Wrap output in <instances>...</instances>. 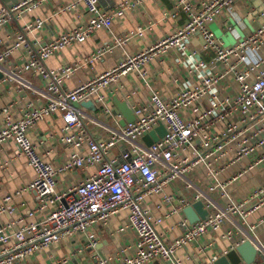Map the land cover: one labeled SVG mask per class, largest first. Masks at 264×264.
I'll return each mask as SVG.
<instances>
[{
	"label": "built area",
	"instance_id": "built-area-1",
	"mask_svg": "<svg viewBox=\"0 0 264 264\" xmlns=\"http://www.w3.org/2000/svg\"><path fill=\"white\" fill-rule=\"evenodd\" d=\"M43 1L48 0H21L1 8L0 27ZM148 1L152 0H124L111 12H105L98 0H75L68 10L82 8L87 16L84 24L46 43L28 41V35L40 27L39 22L22 27L9 38L11 43L0 38V82H15L32 89L21 74L34 72L46 84L43 106L28 104L19 118L10 113L9 107L0 110V149L15 146L12 157L0 163V170L22 158L32 173L21 188L0 198L1 218L14 215L16 197L30 194L32 198V204L16 217L0 219V264H29L41 254H46L49 264H70L72 259L79 264H183L176 256L179 249L218 232L221 239L231 243L223 256L248 240L264 251V246L252 241L250 235L256 226L248 223V218L264 207V182L241 200L235 201L228 194L230 186L264 164V21L231 45H225L209 29L240 0H171V17L179 13L186 16L181 27L72 90H64L61 77L45 66L51 55L73 43H83L99 30L110 31L115 18ZM143 32L138 28L135 34L140 37ZM195 34H199L203 52L212 53L213 61H199L196 53L189 51ZM126 39L127 36L116 38L98 47L86 63L101 61L114 44ZM171 49L179 53V60L195 76L196 83L182 84L169 100L150 88L147 100L130 108L134 120L119 127L123 116L107 108L102 92L131 73L149 87L144 66ZM16 52L22 53L24 64L6 68L4 64ZM71 69L67 67L64 73ZM228 79L235 87L232 90V86H225L226 91H222L220 86ZM130 97L127 94L125 100ZM90 101L117 126L100 123L80 106ZM54 113H59L62 120L58 139L63 154L58 162L46 158L50 150L40 154L28 136L30 130ZM92 125L99 126L106 136H94ZM158 125L164 127L165 135L146 146L143 137ZM245 160L248 163L235 174L220 178ZM88 168H94V173L74 177L79 170ZM176 183L182 185L185 194L192 195L190 199L166 193V188ZM216 193L224 205L210 199ZM156 196L160 197L156 209L167 208L157 218L146 207V202ZM199 201L207 211L205 218L190 223L182 216L176 224L182 233L167 240L159 230L165 220L184 214V209ZM120 213L125 217L116 232H131L133 240L122 244L119 256L105 255L99 249V235ZM56 247L65 254L50 253ZM87 253L86 262L83 258ZM217 259L212 257L210 264Z\"/></svg>",
	"mask_w": 264,
	"mask_h": 264
},
{
	"label": "crops",
	"instance_id": "crops-1",
	"mask_svg": "<svg viewBox=\"0 0 264 264\" xmlns=\"http://www.w3.org/2000/svg\"><path fill=\"white\" fill-rule=\"evenodd\" d=\"M21 0H0V9L3 7H11L19 3ZM100 9L105 12H111L118 3L124 0H98ZM75 0H48L22 15L19 19H12L5 26L0 27V38L6 43H11V38L22 27L36 22L40 23V27L28 35L30 43H46L56 38L61 33L72 30L80 24H84L87 19L86 13L82 8L68 10V6ZM171 0H152L145 2L138 7L128 10L121 18L113 20V26L110 31L99 30L83 43H73L66 49L51 55L46 61L47 69L53 71L61 77L62 87L64 90H72L75 86L94 78L95 76L108 71L127 56L143 52L154 46L160 40L166 38L176 29L181 27L186 16L183 13L171 17ZM264 21V0L238 1L230 11H224L218 20L209 26L214 36L220 39L225 45H231L235 40L243 39L258 28L259 24ZM138 28L144 29L142 36L135 34ZM127 36L121 44H114L110 53L103 56L101 61H95L91 64L85 60L98 47L107 43H113L114 39ZM199 34H195L189 45V51L196 53L195 57L199 61L209 63L213 61L212 53L203 52L201 47ZM179 53L174 50H168L166 53H160L153 57L144 66L147 74L149 87H145L135 73L129 74L127 77L121 78L118 84H112L104 92L106 98V106L113 113H120L118 110L119 103L128 107V110L135 104H141L147 100L150 94V88L159 92L165 100L171 99L178 92L181 85L187 82L196 83L195 76L189 73L187 67L179 60ZM24 60L21 52L14 53L11 58L4 64L8 69L15 66L21 67ZM67 67H71V72L64 73ZM22 80L31 84L32 89L22 87L15 82H0V110L9 107L10 113L19 118L21 112L28 104L34 106H43L46 103L45 94L46 84L41 76L34 72H26L21 74ZM121 85V88L119 86ZM225 86H232L234 83L231 79L226 80L220 86L222 91ZM131 94L129 100H125V96ZM96 107V106H95ZM85 109V108H84ZM96 111L87 110V113L96 118L104 125L117 126L114 120L105 116L100 109ZM2 117L0 114V124ZM124 121V118H123ZM121 122V121H120ZM120 122L118 123L119 127ZM62 126V120L59 113L51 114L43 121L38 123L33 130L28 133L31 141L36 145L40 154H45L50 150V156L46 157L52 162H58L63 154L62 146L58 139V134ZM91 131L97 138H104L106 135L97 125H92ZM15 150L14 144L7 145L6 148L0 149V163L12 157ZM117 153V152H116ZM246 161V160H245ZM248 161L233 167V172L226 171L220 178L227 179L238 170H240ZM95 171L94 168L79 170L75 174V178H84ZM31 171L26 167L22 158L15 160L5 170H0V198L7 193H14L22 187V184L29 181ZM65 179V178H62ZM264 182V164L260 165L249 175L240 179L235 185L228 188L229 196L235 201L243 199L250 190L259 186ZM199 187V186H198ZM166 193L174 194L177 198L186 197L190 199L192 195L185 194L181 184L176 183L166 188ZM188 195V196H187ZM211 200L218 204L224 205L225 201L218 193L209 196ZM160 197L156 196L146 202V207L150 209L154 216L160 217L165 214L167 208L162 207L157 210L156 205L159 203ZM32 204V198L29 194L14 199L13 205L15 213L12 216H3L0 219L5 221L16 217L25 210V206ZM184 214L173 215L165 220L159 229L165 234L167 240H173L182 233V228L176 226L180 218ZM125 214L120 213L118 216L110 219L105 228L99 235L100 252L105 255H118V251L122 244L131 242L133 235L131 232L118 234L117 228L123 223ZM248 223L256 226V231L251 236L252 241L258 246H264V207L248 218ZM227 227L223 228L222 232ZM220 232L199 238L188 246L179 249L176 252L183 264H201L211 263L212 257L220 258L225 251L230 250L231 243L220 238ZM237 235L234 240H237ZM211 243V246H208ZM56 249L58 251H56ZM52 248L50 253L57 256L65 254L64 251L56 247ZM252 264H264V251L259 250ZM46 255V254H45ZM44 254L37 255L30 260L29 264H49ZM87 256L83 261L87 262ZM80 260V259H79ZM70 264H79L77 260L72 259ZM148 264H159L152 261ZM241 264H244L241 262Z\"/></svg>",
	"mask_w": 264,
	"mask_h": 264
},
{
	"label": "water",
	"instance_id": "water-1",
	"mask_svg": "<svg viewBox=\"0 0 264 264\" xmlns=\"http://www.w3.org/2000/svg\"><path fill=\"white\" fill-rule=\"evenodd\" d=\"M80 106L92 110L93 112L96 111V107L91 101L82 103ZM118 110L124 118V121L120 122L121 127H124L126 123L132 122L134 120L131 111H129L128 107L124 104L119 103ZM164 135V127L162 125H158V127L153 132H150L144 136L142 141L146 146H150ZM183 213L190 223H194L198 220L204 219L207 211L203 209V203L199 201L184 209ZM259 252L260 251L254 246L251 240H248L238 245L234 250L229 251L226 255L218 258L214 264H241V262L244 264H252Z\"/></svg>",
	"mask_w": 264,
	"mask_h": 264
},
{
	"label": "rangeland",
	"instance_id": "rangeland-1",
	"mask_svg": "<svg viewBox=\"0 0 264 264\" xmlns=\"http://www.w3.org/2000/svg\"><path fill=\"white\" fill-rule=\"evenodd\" d=\"M246 161H244L243 163H245ZM231 172H233V169L231 168L230 170H229V173H231Z\"/></svg>",
	"mask_w": 264,
	"mask_h": 264
}]
</instances>
